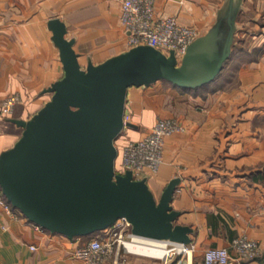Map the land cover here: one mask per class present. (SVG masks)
Listing matches in <instances>:
<instances>
[{
    "label": "crops",
    "instance_id": "crops-1",
    "mask_svg": "<svg viewBox=\"0 0 264 264\" xmlns=\"http://www.w3.org/2000/svg\"><path fill=\"white\" fill-rule=\"evenodd\" d=\"M121 6V0H0V153L23 132L16 119L31 118L51 98L47 88L65 73L50 20L65 22L85 67L129 49ZM231 10V53L240 49L243 59L238 71L226 70L237 61L232 54L219 75L198 88L166 79L131 85L126 109L137 126L125 127L115 140L119 157L158 118L179 120L181 128L167 135L163 162L147 181L158 198L180 177L172 204L181 210L177 222L193 227L195 244L185 264H207V249L230 246L241 235L260 243L259 255L241 258L230 248L226 264H264V0H157L155 15H175L202 35ZM13 93L21 100L12 113H3L1 101ZM88 237L38 228L13 204L9 211L0 203V264H89L73 256ZM123 264L168 263L133 254Z\"/></svg>",
    "mask_w": 264,
    "mask_h": 264
},
{
    "label": "water",
    "instance_id": "water-1",
    "mask_svg": "<svg viewBox=\"0 0 264 264\" xmlns=\"http://www.w3.org/2000/svg\"><path fill=\"white\" fill-rule=\"evenodd\" d=\"M49 25L65 73L31 118L16 119L24 129L0 153L2 193L30 220L69 237L92 235L125 217L134 233L190 243L193 227L177 222L181 210L172 204L180 177L157 198L147 177L116 170L115 140L126 126H137L124 121L131 85L166 79L192 89L219 75L231 55L235 12L191 42L180 60L173 50L140 44L85 67L65 22L54 17Z\"/></svg>",
    "mask_w": 264,
    "mask_h": 264
},
{
    "label": "built area",
    "instance_id": "built-area-1",
    "mask_svg": "<svg viewBox=\"0 0 264 264\" xmlns=\"http://www.w3.org/2000/svg\"><path fill=\"white\" fill-rule=\"evenodd\" d=\"M157 0H121L120 21L123 26L124 39L129 48L149 44L165 53L173 50L180 60L188 46L200 31L192 25H185L175 15L156 17ZM21 100L19 93L6 96L1 101V111L6 114L13 112L15 105ZM131 120L126 109L124 121ZM127 127V126H126ZM181 128L179 120L172 117L158 118L151 130L137 139L128 141L122 150L118 172L131 169L134 178L147 177L156 173L164 158V145L167 135ZM0 203L12 211V203L0 193ZM34 222V221H33ZM38 228H43L34 222ZM131 242L133 251L127 245ZM165 242V243H164ZM122 246L130 252L156 256L168 264H185L195 248L193 242L184 243L170 239L152 238L132 231L130 221L119 218L114 224L104 229V233L89 235L88 239L73 251V256L89 264H121ZM31 245V248H35ZM230 248L241 258H254L259 255L260 243L247 236L234 238L230 246L211 247L204 253L207 264H226L230 260Z\"/></svg>",
    "mask_w": 264,
    "mask_h": 264
},
{
    "label": "rangeland",
    "instance_id": "rangeland-1",
    "mask_svg": "<svg viewBox=\"0 0 264 264\" xmlns=\"http://www.w3.org/2000/svg\"><path fill=\"white\" fill-rule=\"evenodd\" d=\"M235 53L233 55H238L239 54V51H237V48H235ZM237 61H234V63L230 62V65L226 68V70L232 72V73H235L238 71V69L241 67L242 65V62H243V59H241V56L238 55L236 57ZM209 84V83H207ZM118 160L120 161L121 160V155L118 157ZM122 256L120 257L121 258V264H123L129 255H133V254H136V255H141V256H148V255H145V254H141V253H134V252H130L128 251L126 248H124V246H122ZM152 257H156V256H152Z\"/></svg>",
    "mask_w": 264,
    "mask_h": 264
},
{
    "label": "trees",
    "instance_id": "trees-1",
    "mask_svg": "<svg viewBox=\"0 0 264 264\" xmlns=\"http://www.w3.org/2000/svg\"><path fill=\"white\" fill-rule=\"evenodd\" d=\"M235 48L233 47V52L231 53V55H230V57L232 56V54H234L235 53V50H234ZM237 51H240V49H237ZM230 57L228 58V60L230 59ZM228 60H226V62H225V64L227 63V61ZM118 159V158H117ZM0 193H2V191H1V188H0Z\"/></svg>",
    "mask_w": 264,
    "mask_h": 264
},
{
    "label": "bare ground",
    "instance_id": "bare-ground-1",
    "mask_svg": "<svg viewBox=\"0 0 264 264\" xmlns=\"http://www.w3.org/2000/svg\"><path fill=\"white\" fill-rule=\"evenodd\" d=\"M153 238V237H152ZM165 243V242H164ZM127 245L129 246V248H131V251H133V245H131V242H127Z\"/></svg>",
    "mask_w": 264,
    "mask_h": 264
}]
</instances>
